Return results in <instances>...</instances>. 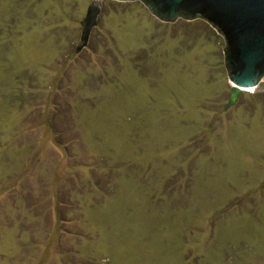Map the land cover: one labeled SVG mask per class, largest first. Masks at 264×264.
<instances>
[{"label": "rangeland", "instance_id": "1", "mask_svg": "<svg viewBox=\"0 0 264 264\" xmlns=\"http://www.w3.org/2000/svg\"><path fill=\"white\" fill-rule=\"evenodd\" d=\"M0 0V264H264V77L138 0Z\"/></svg>", "mask_w": 264, "mask_h": 264}, {"label": "water", "instance_id": "2", "mask_svg": "<svg viewBox=\"0 0 264 264\" xmlns=\"http://www.w3.org/2000/svg\"><path fill=\"white\" fill-rule=\"evenodd\" d=\"M100 1L91 0L80 21L76 51L88 41L97 24ZM134 1V0H115ZM157 19L205 20L224 38L223 63L230 85L225 108L232 106L246 88L264 77V0H138Z\"/></svg>", "mask_w": 264, "mask_h": 264}, {"label": "bare ground", "instance_id": "3", "mask_svg": "<svg viewBox=\"0 0 264 264\" xmlns=\"http://www.w3.org/2000/svg\"><path fill=\"white\" fill-rule=\"evenodd\" d=\"M250 88H253V87H250ZM246 89H247V88H246ZM246 89H245V90H246Z\"/></svg>", "mask_w": 264, "mask_h": 264}]
</instances>
